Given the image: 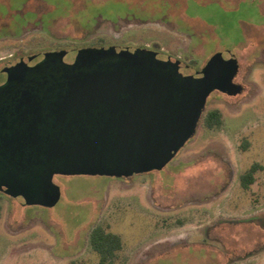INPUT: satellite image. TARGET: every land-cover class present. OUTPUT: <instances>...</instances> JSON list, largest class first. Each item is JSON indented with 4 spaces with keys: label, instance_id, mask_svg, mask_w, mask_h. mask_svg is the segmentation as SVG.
Returning <instances> with one entry per match:
<instances>
[{
    "label": "rangeland",
    "instance_id": "obj_1",
    "mask_svg": "<svg viewBox=\"0 0 264 264\" xmlns=\"http://www.w3.org/2000/svg\"><path fill=\"white\" fill-rule=\"evenodd\" d=\"M259 11L264 0H0V83L5 65L58 50L144 48L160 60L186 61L180 50L208 32L217 39L180 73L234 53V82L243 87L234 97L210 94L195 135L161 171L121 179L56 175L61 197L52 208L0 193V264H99L88 243L97 225L121 238L115 264H264ZM211 111L221 123L208 128ZM254 165V181L243 188L240 177Z\"/></svg>",
    "mask_w": 264,
    "mask_h": 264
},
{
    "label": "water",
    "instance_id": "obj_2",
    "mask_svg": "<svg viewBox=\"0 0 264 264\" xmlns=\"http://www.w3.org/2000/svg\"><path fill=\"white\" fill-rule=\"evenodd\" d=\"M180 65L110 46L47 52L33 66L3 69L0 193L52 208L61 197L56 175L161 171L195 135L212 92L243 91L230 53L214 54L196 75Z\"/></svg>",
    "mask_w": 264,
    "mask_h": 264
},
{
    "label": "trees",
    "instance_id": "obj_3",
    "mask_svg": "<svg viewBox=\"0 0 264 264\" xmlns=\"http://www.w3.org/2000/svg\"><path fill=\"white\" fill-rule=\"evenodd\" d=\"M221 114L218 111H211L205 117V125L208 128H213L220 125ZM256 166H252L245 174L240 177L243 188H248L254 181V172ZM88 243L92 251L98 254L99 264H115L114 259L116 253L121 250V238L104 227L97 225L90 231ZM70 264H80L72 262Z\"/></svg>",
    "mask_w": 264,
    "mask_h": 264
},
{
    "label": "crops",
    "instance_id": "obj_4",
    "mask_svg": "<svg viewBox=\"0 0 264 264\" xmlns=\"http://www.w3.org/2000/svg\"><path fill=\"white\" fill-rule=\"evenodd\" d=\"M259 15L264 17V15L261 12L259 13ZM191 19H199V18H191ZM202 23L204 24V26H206L208 28L210 27L207 24H205V22H202ZM214 32H215V30H214ZM243 37H244V34H243ZM216 39H217V36H216ZM216 39L211 37L208 32H203L201 36L190 37V41H189V44L187 46V49L186 50H183V49L180 50L181 51V53H180L181 57L186 59V61L184 59H183V61L187 63L190 58L203 55V50H202L203 46H205L208 43V41H212V40H216ZM194 40H195V42H193ZM199 40L201 41L200 43H199ZM198 46H201L200 51H199L200 48H198ZM215 52H217V49H215L211 54H214ZM232 55H235V54L232 53Z\"/></svg>",
    "mask_w": 264,
    "mask_h": 264
},
{
    "label": "flooded vegetation",
    "instance_id": "obj_5",
    "mask_svg": "<svg viewBox=\"0 0 264 264\" xmlns=\"http://www.w3.org/2000/svg\"><path fill=\"white\" fill-rule=\"evenodd\" d=\"M120 49H125V48H120ZM127 49H128V48H127ZM128 50H129V49H128ZM148 50H152V51L157 52L155 49H148ZM58 51H61V50H58ZM130 51H131V50H130ZM43 55H44V54H43ZM43 55H40V54H31L30 56H26V59H25L24 57H20L16 62H14V63H10V64L5 65L4 67H2V68H1V71H2L3 69H5V68H8V67H12V66H14L15 64H17V63L20 62V61H24L28 66H33V65H35L36 63H38L39 61L42 60ZM30 57H33L32 60H29ZM157 58H158V53H157ZM170 59H171V58H170ZM165 60H166V59H165ZM171 60H172V59H171ZM174 61H175V60H174ZM180 62H181L180 69H181L182 67L187 66L186 63H185L183 60H180ZM2 73H3V72H2ZM3 74H4L5 77H6V74H5V73H3ZM192 75H196V73H195V74H192ZM5 81H6V78H5V80H4L2 83H0V85L3 84Z\"/></svg>",
    "mask_w": 264,
    "mask_h": 264
}]
</instances>
